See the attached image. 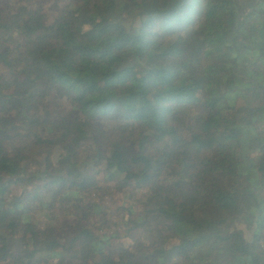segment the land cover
Listing matches in <instances>:
<instances>
[{
  "label": "trees",
  "instance_id": "1",
  "mask_svg": "<svg viewBox=\"0 0 264 264\" xmlns=\"http://www.w3.org/2000/svg\"><path fill=\"white\" fill-rule=\"evenodd\" d=\"M0 263L264 264V0H0Z\"/></svg>",
  "mask_w": 264,
  "mask_h": 264
},
{
  "label": "rangeland",
  "instance_id": "2",
  "mask_svg": "<svg viewBox=\"0 0 264 264\" xmlns=\"http://www.w3.org/2000/svg\"><path fill=\"white\" fill-rule=\"evenodd\" d=\"M125 22V26L127 27V28H129V27H135V26H137L138 25V20L137 19H127V20H125L124 21ZM59 153V151L58 150H56V152H55V157H56V155ZM31 162H29V164L27 165V167L29 168H31V167H33L34 168V166H32L31 164H32V160H30ZM27 172L29 173V170L27 169ZM113 184V183H112ZM149 184H150V182H148V181H144L143 183H142V187L144 188V189H146L148 186H149ZM121 199V194L120 193H117V192H115L114 193V195L112 196V202H109V204L107 203V201L105 202V205L106 206H108V208H107V211H106V213L104 214V216L103 217H101V218H96V219H94V221H96V222H99L100 220H102V219H104V220H107L108 222H110V223H113V224H115L116 222H117V216H115V214H112V212H111V210H115V206H117V202L119 201ZM105 200H106V198H105ZM154 227H147V225H145L144 226V230H145V233H144V235H143V240L144 241H146V242H148V243H152V242H154L155 241V237H154V235L151 233L152 231H154V229H153ZM237 228L238 229H240L242 232H243V234H244V237L246 238V239H248L249 240V233L247 232V230L244 228V226H242V225H237ZM110 232V231H112V228L110 227V228H107V229H104L102 232L103 233H105V232ZM9 244H10V247H12L13 249H15V247H17L16 246V243L13 241H11V242H9ZM1 264V263H0Z\"/></svg>",
  "mask_w": 264,
  "mask_h": 264
}]
</instances>
